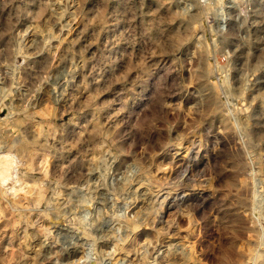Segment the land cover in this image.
<instances>
[{
    "label": "rangeland",
    "instance_id": "rangeland-1",
    "mask_svg": "<svg viewBox=\"0 0 264 264\" xmlns=\"http://www.w3.org/2000/svg\"><path fill=\"white\" fill-rule=\"evenodd\" d=\"M83 1L0 0V183L23 182L0 264H218L240 179L243 262L264 264V0Z\"/></svg>",
    "mask_w": 264,
    "mask_h": 264
},
{
    "label": "bare ground",
    "instance_id": "bare-ground-1",
    "mask_svg": "<svg viewBox=\"0 0 264 264\" xmlns=\"http://www.w3.org/2000/svg\"><path fill=\"white\" fill-rule=\"evenodd\" d=\"M85 1V0H84ZM83 1V2H84ZM105 1V0H104ZM107 1H109V0H107ZM106 1V2H107ZM172 1V0H171ZM158 2H161V1H157L156 2V4L158 3ZM216 2V1H215ZM17 3V2H16ZM111 3V2H110ZM166 3H167V1H166ZM70 4V3H69ZM164 4V3H163ZM212 4V3H211ZM103 5V4H102ZM160 5V4H159ZM76 6H78V5H76ZM101 7V6H100ZM164 7V6H163ZM162 8V7H161ZM204 8V7H203ZM210 8V7H209ZM15 9V8H14ZM75 9V8H74ZM155 9H156V7H155ZM157 10H158V7H157ZM209 10V9H208ZM208 10H206L207 11V13H208ZM213 10V9H212ZM29 11V10H28ZM70 11V10H69ZM155 11V10H154ZM123 13V12H122ZM195 13V12H194ZM92 14V13H91ZM198 14H200V13H198ZM128 15V14H127ZM156 15V14H155ZM158 15V14H157ZM156 15V16H157ZM67 18V17H66ZM74 18V17H73ZM153 18V17H152ZM156 18V17H155ZM101 19V18H100ZM151 19V18H150ZM176 19V18H175ZM69 20V19H68ZM98 20V19H97ZM153 21V20H152ZM56 22V21H55ZM67 22V21H66ZM74 22V21H73ZM102 22H104V21H102ZM97 23V22H96ZM100 23V22H99ZM58 24V23H57ZM59 25V24H58ZM63 25V24H62ZM59 26H61V25H59ZM76 26V25H75ZM74 26V27H75ZM82 27V26H81ZM79 30H81V29H79ZM98 30V29H97ZM52 32V31H51ZM49 34H51V33H49ZM56 34V33H55ZM170 34L173 36V38H169V36H170ZM169 34V36H168V39L169 40H171V41H173V42H176L177 44H180V43H182L184 40H185V38H184V35H182V33L181 34H177V33H170ZM94 35V34H93ZM48 36V35H47ZM76 36V35H75ZM49 37H51V36H49ZM54 37V36H53ZM63 37V36H62ZM85 37V36H84ZM72 39V38H71ZM106 39V38H105ZM166 39V38H165ZM46 41H47V39H46ZM62 41V40H61ZM166 41V40H165ZM64 42V41H63ZM69 42V41H68ZM164 42V41H163ZM168 43L166 44L167 46H165V43L163 44V43H161V47H162V49L161 50H165L163 47L165 46V48L167 47L168 48V45H171V43H173V42H169V41H167ZM46 43V42H45ZM59 44V43H58ZM58 44H57V46H58ZM70 44V43H69ZM175 44V43H174ZM155 45V44H154ZM60 46V45H59ZM156 46V45H155ZM154 46V47H155ZM67 47V46H66ZM72 47V46H71ZM70 47V48H71ZM45 48V47H44ZM69 48V47H68ZM155 48H158V47H155ZM47 49V48H46ZM169 49V48H168ZM167 50V49H166ZM72 51H73V49H72ZM208 51V50H207ZM56 53V52H55ZM200 53V52H199ZM51 54H53V53H51ZM150 54V53H149ZM63 55V54H62ZM129 55V54H128ZM54 56H56L55 54H54ZM53 56V57H54ZM65 56V55H64ZM66 57V56H65ZM62 58V57H61ZM68 58V57H67ZM127 60V59H126ZM200 60V59H199ZM51 61V60H50ZM56 62V61H55ZM71 62V61H70ZM72 62H73V60H72ZM135 62V61H134ZM81 63V62H80ZM135 63H138V62H135ZM71 64V63H70ZM127 65V64H126ZM136 65V64H135ZM81 66V65H80ZM79 66V67H80ZM152 66V65H151ZM83 68V67H82ZM81 68V69H82ZM39 69V68H38ZM77 69H79V68H77ZM145 70V69H144ZM123 71V70H122ZM74 73V72H73ZM106 73V72H105ZM126 73V72H125ZM200 73V72H199ZM83 74V73H82ZM117 74H119V73H117ZM124 74V73H123ZM75 76V75H74ZM205 76H206V71H202L199 75H198V77H197V79H198V81H200V82H202L203 81V79L205 78ZM44 77V76H43ZM49 78V77H48ZM53 78V77H52ZM71 78L73 79V77L71 76ZM114 78V77H113ZM44 79V78H43ZM42 80V79H41ZM74 80V79H73ZM111 80V79H110ZM69 81H71L70 79H69ZM85 81V80H84ZM81 82V81H80ZM109 82V81H108ZM113 82H114V80H113ZM104 83V82H103ZM107 83V82H106ZM52 85V84H51ZM76 85H78V84H76ZM66 89V88H65ZM83 89V88H82ZM90 90V89H89ZM113 90V89H112ZM153 90V89H152ZM158 90V89H157ZM61 91H62V89H61ZM60 91V92H61ZM95 91V90H94ZM120 91V90H119ZM63 93V92H62ZM76 93V92H75ZM78 93V92H77ZM81 93V92H80ZM84 93V92H83ZM90 93V92H89ZM65 94V93H64ZM213 95V94H212ZM62 96V95H61ZM209 96H211V95H209ZM74 97V96H73ZM52 98V97H51ZM150 98V97H149ZM54 99V98H53ZM59 99V98H58ZM73 99V98H72ZM71 99V100H72ZM77 99V98H76ZM75 99V100H76ZM50 100V99H49ZM61 100V99H60ZM83 100V99H82ZM87 100V99H86ZM89 100V99H88ZM217 100V99H216ZM215 100V96L213 95V96H211V98H210V104H209V107H213V110H217L216 108H215V106L214 105H216V101ZM59 101V100H58ZM155 101V100H154ZM103 102V101H102ZM117 102V101H116ZM52 103V102H51ZM70 103V102H69ZM75 103V102H74ZM53 104V103H52ZM72 104V103H71ZM89 105V104H88ZM91 105V104H90ZM94 105V104H93ZM104 105V104H103ZM102 105V107H104ZM107 105V104H106ZM66 106V105H65ZM69 106V105H68ZM94 107V106H93ZM90 108H92V106L90 107ZM96 108V107H95ZM98 108V107H97ZM49 109H50V106H49ZM100 109V108H99ZM101 110V109H100ZM89 111H91V110H89ZM92 111H94V110H92ZM106 112V111H105ZM114 112V111H113ZM93 113V112H92ZM95 113H96V111H95ZM97 113H98V111H97ZM97 113L95 114L96 116H93V115H91V116H93V117H91V118H93V119H91L92 120V122H91V124L92 125H90L91 126V129H90V126H89V129H90V135L92 136V137H94V136H96L97 134H99L100 132H101V127H102V123L100 122V120H99V117L97 116ZM104 113V112H103ZM138 113V112H137ZM94 114V113H93ZM136 114V113H135ZM104 115V114H103ZM102 115V116H103ZM112 115H114V114H112ZM118 115V114H117ZM126 115V114H125ZM142 115V114H141ZM140 115V116H141ZM139 116V115H138ZM139 116V117H140ZM90 118V117H89ZM112 118V117H111ZM101 119V118H100ZM105 121V120H104ZM128 121V120H127ZM137 121V120H136ZM107 122H108V120H107ZM90 123V122H89ZM21 124V123H20ZM127 124V123H126ZM138 123H136V125H137ZM140 124V123H139ZM115 125V124H114ZM120 125V124H119ZM128 126V125H127ZM114 127V126H113ZM131 127H133V126H131ZM88 128V127H87ZM110 128V127H109ZM83 129V128H82ZM85 129V128H84ZM89 129H87V130H89ZM136 129H137V127H136ZM52 130V129H51ZM41 131V130H40ZM79 131V130H78ZM107 131H109V130H107ZM124 131V130H123ZM135 131V130H134ZM117 132V131H116ZM83 134H84V132H82ZM81 133V134H82ZM109 133H110V131H109ZM49 134V133H48ZM80 134V135H81ZM86 134V133H85ZM87 134H88V132H87ZM45 135V134H44ZM110 135V134H109ZM135 135V134H134ZM100 136V135H99ZM47 137V136H46ZM87 137V136H86ZM88 138V137H87ZM112 138V137H111ZM77 139V138H76ZM89 139V138H88ZM95 139V138H94ZM84 140V139H83ZM16 142V141H15ZM14 142V143H15ZM77 142V141H76ZM130 142V141H129ZM9 143V142H8ZM20 143L22 144V142L20 141ZM26 143H27V141H26ZM17 144V143H16ZM30 144V143H29ZM98 144V143H97ZM11 145H14L13 143L11 144ZM11 145L9 146V149H10V147H11ZM101 145V144H100ZM23 146H26V145H23ZM27 146H28V143H27ZM71 146V145H70ZM91 146V145H90ZM16 147V146H15ZM36 147V146H35ZM34 146H33V148H35ZM87 147V146H86ZM12 148V147H11ZM25 148V147H24ZM30 148H31V146H30ZM69 148V147H68ZM103 148V147H102ZM36 149V148H35ZM43 149V148H42ZM13 150H15L14 149V146H13ZM12 149L9 151V153L10 152H12L13 151ZM19 150H21V148H19ZM19 150H18V147L16 148V152H14L16 155H17V157H15V155L13 156V155H11V153H10V155L11 156H13V157H15V158H17L18 160H19ZM36 150H38V148L36 149ZM105 150V149H104ZM125 150V149H124ZM23 151H26V150H23ZM20 152L22 155H24V152ZM44 151V150H43ZM86 151V150H85ZM91 151V150H90ZM127 151V150H126ZM27 153L29 152V151H26ZM40 152V151H39ZM45 152V151H44ZM13 153V152H12ZM26 153V154H27ZM119 154V153H118ZM22 155H20V156H22ZM30 155V154H29ZM10 156V157H11ZM24 157V156H23ZM26 157H28V156H26ZM45 155H43V154H41V153H34V154H32V155H30L29 156V158H28V163L30 162V163H32V162H35L36 160H38L39 158H42V159H45ZM12 158V157H11ZM16 159V162L18 163V160ZM26 159V158H25ZM99 160V159H98ZM11 161V160H10ZM13 161V160H12ZM11 161V162H12ZM57 161V160H56ZM90 161V160H89ZM13 162H15V161H13ZM19 162L21 163V160H19ZM23 162V161H22ZM2 163V162H1ZM23 163H25V162H23ZM22 163V164H23ZM43 163V162H42ZM41 163V164H42ZM47 163H49V162H47ZM15 165H16V163H15ZM14 165V166H15ZM93 165V164H92ZM18 166V165H17ZM17 166H15V167H17ZM39 166H40V164H39ZM47 166V165H46ZM45 166V167H46ZM19 167V166H18ZM46 169V168H45ZM90 169V168H89ZM42 170V169H41ZM47 170V169H46ZM46 170H45V173H46ZM88 170V169H87ZM145 172V171H144ZM47 173H48V171H47ZM80 175V174H79ZM81 176V175H80ZM7 181L8 182H12V184H13V186H9V187H7V186H4V185H2L1 183H0V206H3L4 205V202H9L8 204H10V206L11 207H14V206H16L17 205V199H19L18 197H17V194H16V192H14V188H15V184H17L18 182L22 185V183L19 181V180H15L14 178H8L7 179ZM249 182L247 181V179H240L239 180V183L237 182H234L233 180H229V181H227V183H226V187H227V191H228V193H227V197H226V199H231V201H230V205L231 206H228L227 207V209L223 212V214H222V218H220V221H219V223H220V227H222L224 230H225V232H226V234H228V239H227V244H226V246H225V250L223 251V253H222V255H221V257H220V260H219V262H218V264H244V262H243V256H245V252H246V257H247V251H245L244 250V252L242 253V246H241V242H242V238H243V234H244V232H245V230H246V228H245V225L243 224V222H242V216L240 215V209L246 204V199L244 198V194L247 192V190H248V184ZM35 185H36V183H35ZM38 186V185H37ZM40 186V185H39ZM7 187V190H8V192H7V190L5 191V188ZM25 187H26V190L29 192V194L32 196V198L34 199V201L36 200V202L38 203V201H40L41 200V197H42V195H43V192H42V189L41 188H39V187H34L33 185L31 186V184L30 185H25ZM41 187V186H40ZM122 188V187H121ZM186 200H192V201H195L196 200V196L194 195V194H192V193H184V192H182V197L181 196H179V195H174L173 196V200L171 201L172 203H174L173 201H176L177 203H186L187 201ZM165 202V201H164ZM199 202V201H198ZM189 204H190V202H189ZM200 204V203H199ZM228 204V203H227ZM12 205H14V206H12ZM184 205V204H183ZM9 206V207H10ZM167 207H166V211H165V213L164 214H166V218L167 217H169V216H172L174 213H173V205L171 206V205H169V203L166 205ZM175 206V205H174ZM2 208V207H1ZM15 208V207H14ZM30 212V211H29ZM180 213V212H179ZM156 214V213H155ZM169 215V216H168ZM143 216H145V215H143ZM175 216V215H174ZM149 218V217H148ZM153 220V219H152ZM159 220V219H158ZM168 220V219H167ZM135 221V220H134ZM141 221V220H140ZM173 221V220H172ZM153 222V221H152ZM7 224V223H6ZM40 224V223H39ZM166 224V223H165ZM161 226V225H160ZM130 227L133 229V231H134V229H136V225H134V224H131L130 225ZM42 228V227H41ZM162 228V227H161ZM157 229V228H156ZM163 229H165V228H163ZM159 232H161V231H159ZM246 242V241H245ZM244 242V243H245ZM243 243V242H242ZM247 243V242H246ZM249 243V242H248ZM247 245V244H246ZM247 248H248V246H246ZM169 249V248H168ZM244 249H245V247H244ZM247 250V249H246ZM169 251V250H168ZM177 253V252H176ZM244 254V255H243ZM245 257V258H246ZM170 258V257H169ZM244 258V259H245ZM178 261V260H177ZM246 261V260H245ZM141 263H143V262H141ZM169 264V263H168Z\"/></svg>",
    "mask_w": 264,
    "mask_h": 264
}]
</instances>
